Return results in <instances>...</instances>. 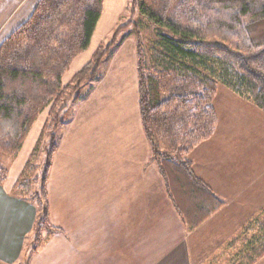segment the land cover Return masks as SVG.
<instances>
[{"label":"crops","instance_id":"obj_1","mask_svg":"<svg viewBox=\"0 0 264 264\" xmlns=\"http://www.w3.org/2000/svg\"><path fill=\"white\" fill-rule=\"evenodd\" d=\"M39 1L0 0V45ZM110 2L104 0L89 47L73 60L63 81L99 46L94 45L102 40ZM124 47L129 56L116 58L107 76L89 81L64 112L67 121L60 125L48 176L51 219L62 231L48 235L36 250L27 246L36 208L14 186L36 137L32 131L42 125L39 129L35 122L17 157L4 165L0 263L264 264V255L249 263L262 235L258 224L264 222V111L219 84L215 132L189 158L224 205L190 230L151 161L138 103L136 49L124 41L116 49Z\"/></svg>","mask_w":264,"mask_h":264},{"label":"trees","instance_id":"obj_2","mask_svg":"<svg viewBox=\"0 0 264 264\" xmlns=\"http://www.w3.org/2000/svg\"><path fill=\"white\" fill-rule=\"evenodd\" d=\"M155 29L148 63L137 37L139 110L167 193L190 230L223 207L193 170L190 151L210 138L218 123L219 84L264 111V0H129ZM104 0H40L31 16L0 45V152L16 156L38 116L48 110L14 192L36 208L30 241L36 248L61 232L51 219L48 176L63 112L81 97L83 81L97 77L119 42L99 45L67 84L63 77L90 43ZM138 34V32H137ZM152 85L166 98L152 99ZM46 152L40 174L35 160ZM8 169L0 165V184ZM256 255H264V222Z\"/></svg>","mask_w":264,"mask_h":264},{"label":"rangeland","instance_id":"obj_3","mask_svg":"<svg viewBox=\"0 0 264 264\" xmlns=\"http://www.w3.org/2000/svg\"><path fill=\"white\" fill-rule=\"evenodd\" d=\"M118 1L119 0H117V1L116 0H111V2L106 6V9H105L106 10L105 11V17L107 18L106 28L103 31V33L101 34L102 35L101 42L97 41L96 44L94 43L95 44L94 46H96L97 43H98V45H101V44L106 45V44L110 43L112 41V39H113L114 34L116 33L115 34V41L116 42L120 41L119 43L124 41V46H127L129 43L133 42L134 46H135V49H136V55H137V37L139 36L142 39L143 49H144V52L146 54V59H147V61L149 63V61H150V48H151V46H153L156 43V41L158 39V35H157L154 27L149 22H147L144 18H142L140 16L137 8L132 6V4H130L129 0L126 1L125 5H124V3L121 5V2L118 4ZM112 5L114 6L113 8H111ZM123 5H124V7H123ZM112 11L115 12L114 13L115 16H113V17L111 16L112 15ZM137 32H138V34H137ZM119 43L115 47H113L111 52L108 53L105 56V58L103 59L101 65L99 66L98 72H97V79L99 77L107 76V74L112 69L113 63H115L114 60L116 58L128 57L129 56V54L127 52V49L125 47L122 49V51H120L121 49L120 50L116 49V47L119 45ZM125 44H127V45H125ZM81 69H79V70H81ZM70 76L71 75H69L63 81V84H67V83H69L71 81L73 76L71 78H70ZM89 81H92V80L83 81L82 86L80 87V92L84 93V91L86 90L87 85L89 84ZM151 89H152L151 96H152V99L154 101L156 99H163V98L167 97V95L165 93H163V92L159 91L158 89H156L154 85H152ZM73 102L74 101H72L71 103H73ZM48 110L49 109H45L38 116V118L36 120L37 122L35 121L36 122L35 126H38L39 129H40L41 125H42V128H43L46 120L48 119ZM64 112H63V121L66 122L68 115L64 114ZM62 126H63V124L61 125V127ZM61 127H60V129L58 131V134H60L61 131H62ZM42 128H41V131H42ZM37 130H38L37 127H34V129L32 131V139H33V136L34 137L36 136V137L34 139V143H32L30 145V152L28 150L29 155H28V157H27V159H26V161L24 163L23 168L25 167V165H26V163H27V161H28V159H29L34 147H35V144H36V142H37V140H38V138L40 136L41 131L40 130L37 131ZM17 155L16 156H10V155H6V154H3V153L0 152V165L2 167H4V168H7L4 165L6 163H10L12 160H14L17 157ZM45 160H46V152L42 151V152H40L38 154L37 159L35 160L36 170L34 171V175L35 174H40V172L42 170V164L45 162ZM22 171H23V169H22ZM22 171H21V173H22ZM21 173H20V175H21ZM32 240H33V238H32ZM32 240L29 241V244L31 243V245H32ZM31 247L32 246H29V248H31ZM19 264H22V263H19Z\"/></svg>","mask_w":264,"mask_h":264}]
</instances>
